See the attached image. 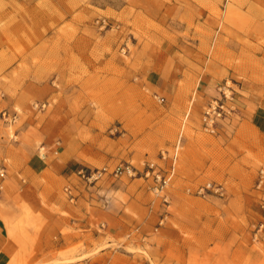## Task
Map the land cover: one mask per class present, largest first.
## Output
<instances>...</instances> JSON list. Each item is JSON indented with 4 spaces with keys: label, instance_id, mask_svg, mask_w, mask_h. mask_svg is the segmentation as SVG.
Listing matches in <instances>:
<instances>
[{
    "label": "rangeland",
    "instance_id": "rangeland-1",
    "mask_svg": "<svg viewBox=\"0 0 264 264\" xmlns=\"http://www.w3.org/2000/svg\"><path fill=\"white\" fill-rule=\"evenodd\" d=\"M37 35L46 49L33 54ZM263 54L264 0H0L14 264H264V134L258 89L242 88L264 75ZM211 59L229 74L208 92L189 70ZM168 73L177 87L162 94ZM225 85L231 111L212 135L202 118Z\"/></svg>",
    "mask_w": 264,
    "mask_h": 264
},
{
    "label": "crops",
    "instance_id": "crops-1",
    "mask_svg": "<svg viewBox=\"0 0 264 264\" xmlns=\"http://www.w3.org/2000/svg\"><path fill=\"white\" fill-rule=\"evenodd\" d=\"M258 20H261L260 17H258ZM45 37L46 36L43 35H37V37H35V41L32 44H30V49H34L33 54L37 53L38 51H42L43 49H46L45 45L47 43H39L40 41L45 39ZM242 39H254V35L252 34H247L246 36L243 35ZM81 56L83 57L82 60L84 61L85 59L87 60L88 63L89 61L88 47H85V50L83 48ZM260 59L263 60L264 63V54ZM6 62L11 63L14 61L9 57V59ZM209 62H211V66L208 67V69L204 70L203 72L197 73L196 71L192 72L191 70H189V72L197 77V82H198L197 85L203 87L204 89L203 91L211 92V89L212 88L214 89L215 85L219 80L228 76L229 69H227V67L219 66L218 64L213 63V59H211ZM0 67H1L0 71L4 72L6 67H2V64L0 65ZM18 70L21 71V67H18ZM88 70H89V66H87V71ZM48 73L49 71L42 70V73L40 76H38L37 81L47 79L49 77ZM179 77L180 76H177V78L179 79L178 81H181ZM174 78L175 76L173 77L171 73H168V75H161L160 77H158V79L155 82L156 89H158V91L161 92L162 94H171L172 93L171 89L177 87L176 83L174 82ZM26 79H30L29 73L28 74L26 73L24 75V78L19 79V81L17 82L18 87L21 88L23 86H26L27 85ZM251 84L253 87H256L258 89V95H259V101H258L259 106H257L255 110L254 113L255 115H252L253 121L255 122L254 125L257 127L259 132L264 134V75L263 76L261 75V77L258 79L257 85H255L254 83H250L248 77V82L247 83L245 82L242 88L245 89V87L247 86L246 91H249L247 90V88H249ZM2 87L6 88L10 86L2 82ZM34 87H37V85L34 84ZM246 93L250 95L249 92ZM241 101L243 103H250L249 100H245L243 98L241 99ZM10 215L12 214L10 213L9 208L2 207L0 209V264H14V263H19L20 261V255H21L20 249L22 248L21 244L19 240L15 238L12 239L10 238L11 236L9 234V225L6 222V217H10Z\"/></svg>",
    "mask_w": 264,
    "mask_h": 264
},
{
    "label": "built area",
    "instance_id": "built-area-1",
    "mask_svg": "<svg viewBox=\"0 0 264 264\" xmlns=\"http://www.w3.org/2000/svg\"><path fill=\"white\" fill-rule=\"evenodd\" d=\"M228 88L229 87L227 85L222 86L220 88V92L223 94V98L220 101H216L213 105H211L207 109L205 114L203 115L202 125H203L204 130L209 134L213 135V134L217 133L219 121L223 118V116H227L226 114L230 113V111H231L228 109L229 108L228 103H229V101L232 100V97L229 94L230 90H228ZM40 106L42 108L46 107L45 104L44 105L36 104L35 108H40ZM16 118L17 117L15 115H12V114L8 113L7 111L3 112V119L9 125L15 123ZM179 147L180 146H177L176 152L179 149ZM125 172L132 174V170L130 169V167H126V168L118 167L117 169H115L113 171L115 176L122 175ZM80 174H83V177L86 178L90 182H92L93 180H98L100 177L103 176L102 171H98L97 173H84L83 171H81ZM0 177L1 178L5 177V173L1 170H0ZM261 179H262V181L260 182V184H262L263 180H264V171L261 172ZM159 180H161V179H159ZM164 183H166V181H164ZM208 188H211V185ZM66 192L71 193L69 188L66 189ZM263 231H264V222L261 223V225L259 226L257 234H259Z\"/></svg>",
    "mask_w": 264,
    "mask_h": 264
}]
</instances>
